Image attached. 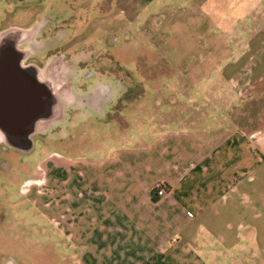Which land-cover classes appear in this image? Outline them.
Returning a JSON list of instances; mask_svg holds the SVG:
<instances>
[{
    "label": "crops",
    "instance_id": "crops-1",
    "mask_svg": "<svg viewBox=\"0 0 264 264\" xmlns=\"http://www.w3.org/2000/svg\"><path fill=\"white\" fill-rule=\"evenodd\" d=\"M9 3L0 0V17L39 21L0 28V145L25 150L54 131L60 256L72 264H264V103L238 129L207 124L204 91L146 90L117 105L126 90L54 52L65 28L54 24L70 14L65 0H43L40 9ZM262 23L228 41L236 57L216 62L215 78L236 82V93L218 91L219 98L238 97L239 82L264 97ZM79 129H104L107 140L87 141L85 152L93 150L83 153Z\"/></svg>",
    "mask_w": 264,
    "mask_h": 264
},
{
    "label": "rangeland",
    "instance_id": "rangeland-1",
    "mask_svg": "<svg viewBox=\"0 0 264 264\" xmlns=\"http://www.w3.org/2000/svg\"><path fill=\"white\" fill-rule=\"evenodd\" d=\"M9 1L14 10H20L30 3L35 5L31 9H40L39 2L43 0ZM65 1L70 14L63 19L56 22L50 14V18H40L65 27L61 48L54 52L79 59L80 68L99 77L108 76L111 85L126 90L117 105L135 101L146 90L169 88L176 92H206L209 125L220 123L224 128L238 129L260 111L264 97L249 96L253 91L249 83H238V97L219 98L218 91L232 95L236 82L215 77L222 68L216 62L226 63L236 57L237 51L228 50V41L236 42L237 33L246 25L253 28L263 24L264 0ZM142 10L153 11V18L136 19ZM233 10L239 13L236 18H231ZM249 11H254V15L247 18ZM37 20V15L12 17L9 13L0 17V28L29 26L37 24ZM221 27L222 36L218 35ZM219 40V46L226 49L215 48ZM183 44L188 48H183ZM167 75L172 80H165ZM118 117L112 109L110 118ZM83 131L77 132L81 142L76 146L83 153L90 149L87 145L85 152L87 141L97 146L107 140L104 129ZM53 134V130H48L47 137H38L25 150L0 145V264L74 263L70 257L60 256L64 243L56 236Z\"/></svg>",
    "mask_w": 264,
    "mask_h": 264
},
{
    "label": "built area",
    "instance_id": "built-area-1",
    "mask_svg": "<svg viewBox=\"0 0 264 264\" xmlns=\"http://www.w3.org/2000/svg\"><path fill=\"white\" fill-rule=\"evenodd\" d=\"M156 193L158 196H161L165 193V190L162 186H158L157 189H156Z\"/></svg>",
    "mask_w": 264,
    "mask_h": 264
}]
</instances>
